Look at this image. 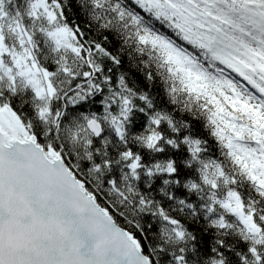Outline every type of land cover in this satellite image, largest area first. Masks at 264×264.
<instances>
[{
    "label": "snow or ice",
    "instance_id": "1",
    "mask_svg": "<svg viewBox=\"0 0 264 264\" xmlns=\"http://www.w3.org/2000/svg\"><path fill=\"white\" fill-rule=\"evenodd\" d=\"M0 264H264V0H0Z\"/></svg>",
    "mask_w": 264,
    "mask_h": 264
}]
</instances>
